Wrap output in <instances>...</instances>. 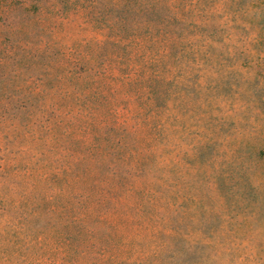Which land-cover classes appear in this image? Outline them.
<instances>
[{
	"label": "rangeland",
	"instance_id": "374dc122",
	"mask_svg": "<svg viewBox=\"0 0 264 264\" xmlns=\"http://www.w3.org/2000/svg\"><path fill=\"white\" fill-rule=\"evenodd\" d=\"M0 264H264V0H0Z\"/></svg>",
	"mask_w": 264,
	"mask_h": 264
}]
</instances>
